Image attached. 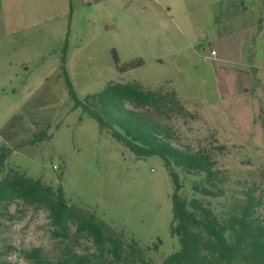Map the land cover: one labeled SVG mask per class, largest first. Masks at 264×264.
<instances>
[{
	"label": "rangeland",
	"instance_id": "obj_1",
	"mask_svg": "<svg viewBox=\"0 0 264 264\" xmlns=\"http://www.w3.org/2000/svg\"><path fill=\"white\" fill-rule=\"evenodd\" d=\"M66 74L81 100L111 82L175 90L184 110L160 121L176 145L205 151L223 172L222 194L209 197L192 188L204 174L175 168L180 194L223 219L252 192L264 220V0H0V147L13 148L4 174L61 185L68 203L161 263L179 248L163 158L137 157L75 107ZM52 229L44 208L0 204L2 259L33 264L21 250L34 246L51 259L66 247L96 252L75 225L66 240Z\"/></svg>",
	"mask_w": 264,
	"mask_h": 264
},
{
	"label": "trees",
	"instance_id": "obj_2",
	"mask_svg": "<svg viewBox=\"0 0 264 264\" xmlns=\"http://www.w3.org/2000/svg\"><path fill=\"white\" fill-rule=\"evenodd\" d=\"M140 64V61L130 62L121 70ZM66 81L75 107H81L95 118L101 128L108 129L137 157L159 155L163 158L175 186L171 233L178 237L179 248L161 263L145 259L136 240L125 244L123 235L97 219L93 212L68 203L61 185L55 188L40 178L33 179L16 170L4 174L13 148L2 145L0 204L21 200L44 208L53 227V238L70 239L72 225H75L74 235H86L96 246L93 253H77L66 247L53 259L46 256L41 247L34 246L21 250L26 259L33 264H264V220L258 214L260 198L248 192L244 200L235 204L222 219L202 200H188L180 194L182 183L175 168L204 174V181L192 188L209 197L222 194L223 172L205 151L176 145L172 127L160 121L159 115L181 114L184 110L175 90H144L139 83L111 82L102 91L81 100L67 74ZM127 103L134 108L128 107ZM148 110H152L153 115ZM45 134L42 132V138L37 141ZM3 254L0 251V264H6Z\"/></svg>",
	"mask_w": 264,
	"mask_h": 264
},
{
	"label": "built area",
	"instance_id": "obj_3",
	"mask_svg": "<svg viewBox=\"0 0 264 264\" xmlns=\"http://www.w3.org/2000/svg\"><path fill=\"white\" fill-rule=\"evenodd\" d=\"M211 55H212V56H215V55H216V50L212 49V50H211Z\"/></svg>",
	"mask_w": 264,
	"mask_h": 264
},
{
	"label": "crops",
	"instance_id": "obj_4",
	"mask_svg": "<svg viewBox=\"0 0 264 264\" xmlns=\"http://www.w3.org/2000/svg\"><path fill=\"white\" fill-rule=\"evenodd\" d=\"M214 50H216V49H214ZM218 54V52L216 51V55Z\"/></svg>",
	"mask_w": 264,
	"mask_h": 264
}]
</instances>
